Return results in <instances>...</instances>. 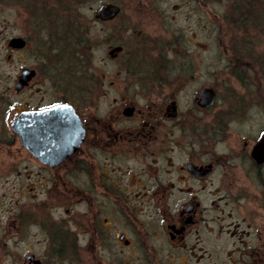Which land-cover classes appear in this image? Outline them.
Returning <instances> with one entry per match:
<instances>
[{"label":"flooded vegetation","instance_id":"flooded-vegetation-1","mask_svg":"<svg viewBox=\"0 0 264 264\" xmlns=\"http://www.w3.org/2000/svg\"><path fill=\"white\" fill-rule=\"evenodd\" d=\"M27 2L44 12L28 15L22 28L25 38L13 37L24 40V47L9 50L19 54L36 36L38 42L32 47L40 65L21 68L12 96L28 91L37 72L52 82L56 92L47 102L33 104L27 95L8 103V143L17 144L24 152L22 158L35 164L30 175L47 196L58 191L65 198L69 207L64 213L72 222H81L76 231L81 230L92 243L110 233L108 218L97 225L98 214L107 207L129 218L136 229L141 227L137 215L150 212L157 222L151 228L153 264H264V92H236L232 108H215L221 82L203 84L193 90L192 107H188L179 101L180 89L172 86L204 83L195 76L200 67L191 51H206L204 44L190 39L191 45H175V34L183 33L174 23L176 16L186 21L183 32L190 36H195V30L207 33L206 0H103L90 21L78 12L81 0ZM102 4L115 5L119 12L110 20H100L95 15ZM89 22H117L107 30L123 37L108 46L107 56L118 65L120 89L133 91L138 85V92L122 93L119 107H95L94 81L87 74L88 65L77 56L75 39L85 37ZM215 32L214 43L222 52V34ZM64 49L70 56L62 68L58 58ZM141 60L148 61L152 76L141 71ZM227 65L234 66L229 61ZM24 68L34 71V76L24 79L17 90ZM63 72L69 75L65 84L60 83ZM172 72L182 77L173 79ZM239 73L233 76L235 84L253 80H243ZM205 89L214 96L209 106L201 102L200 92ZM135 97L144 103H137ZM57 105L70 107L71 114L43 118L32 114ZM23 112L28 113L25 124L13 127ZM18 130L25 133L27 146H43V158L21 144ZM63 148L71 151L63 152ZM77 205L83 210H76ZM20 223L14 217L8 226L17 233ZM114 236L123 247L133 246L125 231L116 230ZM29 256L41 262L27 253L23 264H33V259L25 260Z\"/></svg>","mask_w":264,"mask_h":264},{"label":"rangeland","instance_id":"rangeland-1","mask_svg":"<svg viewBox=\"0 0 264 264\" xmlns=\"http://www.w3.org/2000/svg\"><path fill=\"white\" fill-rule=\"evenodd\" d=\"M101 1L103 0H81V5H77L79 14L88 21L92 20V12ZM206 3L207 15L204 23L207 33L195 30V36H190L187 31L183 32L182 26L186 21L176 16L174 23L175 29H180L183 33L175 34V45L179 43L191 45L194 41L204 44L203 49L206 51L200 52L191 48L193 54L197 55H192V58L196 66L199 64L200 67L195 70V76L204 83L193 82L194 84L189 85L179 83L172 86L173 89L176 87L180 89L178 93L181 105L187 103L188 107H192L190 99L194 89L203 84L209 86L211 83L217 82L215 85H218L221 82L218 86L220 94L215 108H232L235 99L233 93L235 95L236 92H264V28L260 26V22H256L255 25L251 23L249 18L251 12L244 2L206 0ZM39 7L37 4L28 3L27 0H0V264H23V258L27 253L35 254L42 264H153L149 255L152 242L151 228L156 226L157 222L151 217L150 212L137 215L141 227L136 229L137 226L129 218H124L118 210L111 208L109 210L107 207L98 214L97 225L102 224L103 218H108L109 235L102 234L98 240H94L95 242L88 243L87 235L81 230L76 231V224L81 225V222L76 220L72 222L64 213L63 210L68 206L64 203L65 198L58 196V191L56 193L51 191L47 196L45 189L39 187V181L30 175L36 168L35 164L25 157L22 158L24 152L17 148V144L8 143L10 140L7 127L8 103L19 101L27 95L33 104L39 101L47 102L54 98L53 94L56 92L51 87L52 82L45 79L42 72H37L33 86L28 91L19 96H12L13 85L21 68H35L40 65L38 55L34 53L36 50L32 47L37 44L38 38L31 36L32 43H27V47L17 55L10 53L7 43L15 36L25 38L23 23H28V15L44 12L41 8L39 10ZM115 23L89 22L84 43L76 47L79 60L81 62L84 60L89 67L87 74L94 81L95 107L99 110L108 104L119 107L123 99L122 93L138 92V85L133 91L127 90L126 87L120 89L118 65L107 56L108 46L123 39L117 34L111 35L107 30ZM190 23L194 28V19H191ZM215 30L222 34V37L220 34L222 52H219L214 43ZM190 39L193 41L188 43ZM67 53L68 50L64 49L61 58H58L62 68L69 60L70 55ZM227 61L233 62L234 66L228 67ZM236 62H242L243 66L235 68ZM140 69L145 76H152V67H149L147 60H141ZM221 70L220 75L218 73ZM238 72L243 80L249 77L253 80H248L245 84H235L233 76ZM177 75L182 77L177 72H172L173 79ZM68 76L63 72L60 83L68 82L66 79ZM113 81L114 86L110 87L109 83ZM99 93H107V96H98ZM135 101L144 103V100L138 97H135ZM56 206L59 208L54 209ZM75 209L81 211L83 207L77 205ZM14 217L21 222V229L17 233H13L8 226V222ZM58 218L62 220L54 223ZM116 230L125 231L133 246L126 248L119 244L114 236Z\"/></svg>","mask_w":264,"mask_h":264},{"label":"water","instance_id":"water-1","mask_svg":"<svg viewBox=\"0 0 264 264\" xmlns=\"http://www.w3.org/2000/svg\"><path fill=\"white\" fill-rule=\"evenodd\" d=\"M119 12V8L115 5H111V4H102L100 5V7L98 8L97 10V13L95 15L96 18L100 19V20H110L112 19L117 13ZM25 45V42L24 40H22L21 38L19 37H16V38H12L8 41L7 43V46L8 48H17V49H20L22 47H24ZM115 51H118L119 48H115L114 49ZM109 55L112 56V52H109ZM34 76V71L32 70H29L27 68H24L22 69L21 71V74L20 76L18 77V82L16 84V89L18 90L24 83V79L26 80H29L31 79L32 77ZM200 96H201V102H205L206 105H210L213 100H214V96H213V93L212 91L210 90H203L200 92ZM70 110V111H69ZM72 109H70V107H67L65 105H57V106H54V107H51V108H48V109H44V110H41V111H37V112H34L32 114H35L37 116H40V117H44V116H47V114L49 115H52V114H68L71 112ZM67 112V113H66ZM28 113L26 112H23L21 113L13 122L12 126L13 127H21L25 124V116L27 115ZM71 114V113H70ZM18 133L21 137V144L22 145H26L27 146V143L25 142V139H24V135L25 133L21 130H18ZM264 142V138L261 140V143ZM76 145V144H75ZM29 148L30 151H32L34 153L35 156H37L38 158H43L44 157V148L43 146H34V145H28L27 146ZM71 148H63V152H66L68 150H70ZM71 151V150H70ZM68 153V152H67ZM67 153H64L62 157H65V155ZM122 239V238H120ZM125 244H128V241H124ZM33 259V256H29L27 257L25 260H32ZM33 264H41V262L39 260H34L33 259Z\"/></svg>","mask_w":264,"mask_h":264},{"label":"trees","instance_id":"trees-1","mask_svg":"<svg viewBox=\"0 0 264 264\" xmlns=\"http://www.w3.org/2000/svg\"><path fill=\"white\" fill-rule=\"evenodd\" d=\"M238 2H244L250 13V21L253 25L256 22H260V26L264 28V0H238ZM83 36L75 37L76 41L78 42L77 45H81L84 43Z\"/></svg>","mask_w":264,"mask_h":264}]
</instances>
